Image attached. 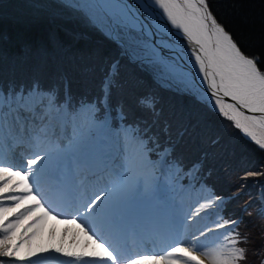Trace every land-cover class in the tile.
Listing matches in <instances>:
<instances>
[{
	"label": "snow or ice",
	"instance_id": "snow-or-ice-1",
	"mask_svg": "<svg viewBox=\"0 0 264 264\" xmlns=\"http://www.w3.org/2000/svg\"><path fill=\"white\" fill-rule=\"evenodd\" d=\"M28 7L35 19L75 22L99 33L116 45L118 57L92 99L74 98L66 83L63 95L57 85L45 88L38 80L30 88H0V264H6L3 258L23 264L43 253L80 264L245 260L247 249L238 246L242 241L235 232L238 221L221 222L226 198L202 182L197 189L201 163L186 166L176 151L189 129L173 139L170 125L160 127L159 98L153 93L136 101L137 108L156 118L151 123L134 117L122 103L113 105L112 95L121 86V60H126L159 88L218 111L264 150V59L241 47L217 20L209 0H53ZM255 175L264 172H247L245 178ZM42 177L59 206L41 188ZM195 192L207 196L193 209L186 200ZM54 213L76 226L75 233L64 229L73 241L79 233L87 237L82 250L65 248L63 238L60 246L32 250L36 226ZM213 215V225L190 231L193 222ZM220 229L228 230L223 242L201 244V237ZM162 234L169 240L162 255L126 246ZM24 245L29 250L22 253Z\"/></svg>",
	"mask_w": 264,
	"mask_h": 264
},
{
	"label": "trees",
	"instance_id": "trees-1",
	"mask_svg": "<svg viewBox=\"0 0 264 264\" xmlns=\"http://www.w3.org/2000/svg\"><path fill=\"white\" fill-rule=\"evenodd\" d=\"M209 6L217 20L233 34V37L241 44L242 48L249 53L259 54L261 59H264V0H209ZM49 30H52V28L50 27ZM70 30L69 28L66 29L68 33H70ZM86 30L92 38L98 39L99 33ZM86 35L88 36V34ZM209 114L217 117L213 110L205 105L197 107L196 110H189V118L191 119L202 118L206 120ZM207 121L209 120L205 122ZM227 121L223 117H218L211 122L218 131L220 124L231 126L224 130V137L239 141V149L246 153L247 157L264 158V151L258 148H248L244 143L247 139L232 126L231 122L225 123ZM207 129L210 132L214 131H211L208 127ZM213 133H217V131ZM201 144L203 145L199 147L196 145L192 150L195 157H202L203 152H205L206 146L204 143ZM262 165L264 166V163ZM231 175L232 179L242 178L240 170L237 172L232 170ZM249 177H253V181L258 179L259 183L264 180V175ZM244 202L249 203L247 212L235 228L240 238L242 232L244 237H247V242L243 245L247 249V258L241 261V264H261L264 261V212L255 204L252 195L243 196V202H240L239 210L244 207Z\"/></svg>",
	"mask_w": 264,
	"mask_h": 264
},
{
	"label": "rangeland",
	"instance_id": "rangeland-1",
	"mask_svg": "<svg viewBox=\"0 0 264 264\" xmlns=\"http://www.w3.org/2000/svg\"><path fill=\"white\" fill-rule=\"evenodd\" d=\"M216 118H218V117H214L212 114H209L208 118L206 119L209 121L205 122V124H206V127H208L211 131L214 130V131L218 132V130H216L215 125L211 122V121L215 120ZM228 122L229 121H227L225 123H228ZM233 152H234V155L237 157V159H239V158L241 159V157L243 158V161L245 163H247L246 165L250 166L252 172H264V166L262 165L264 163V158H258V159H256L255 157L249 158V157H247L246 153H244L240 149L237 151V148L233 149ZM246 157L248 158V161H245ZM255 163H259V164L256 165ZM242 166H245V165L242 164Z\"/></svg>",
	"mask_w": 264,
	"mask_h": 264
},
{
	"label": "bare ground",
	"instance_id": "bare-ground-1",
	"mask_svg": "<svg viewBox=\"0 0 264 264\" xmlns=\"http://www.w3.org/2000/svg\"><path fill=\"white\" fill-rule=\"evenodd\" d=\"M131 100H132V97H131ZM233 124V123H232ZM233 126V125H232ZM227 127H231V126H227ZM218 133V135L221 137V138H223V135H222V132H221V130H220V128H219V131L217 132ZM239 150V148H237V151ZM237 164L238 165H240V166H242V164L243 165H246L247 163H245L244 161H243V158L241 157V159L239 158L238 159V162H237ZM237 172V171H236ZM264 179V178H263ZM50 237H49V235L46 233V234H41V233H38V234H36L34 237H32V241H31V245L32 244H35V243H40V242H43V241H45V240H48ZM211 246H215V242H213V244L211 245Z\"/></svg>",
	"mask_w": 264,
	"mask_h": 264
}]
</instances>
